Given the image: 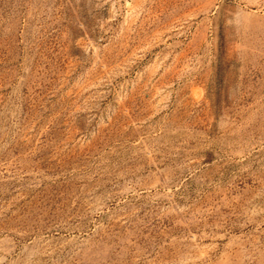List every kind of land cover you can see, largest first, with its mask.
<instances>
[{"label":"rangeland","instance_id":"obj_1","mask_svg":"<svg viewBox=\"0 0 264 264\" xmlns=\"http://www.w3.org/2000/svg\"><path fill=\"white\" fill-rule=\"evenodd\" d=\"M0 264H264V0H0Z\"/></svg>","mask_w":264,"mask_h":264},{"label":"bare ground","instance_id":"obj_2","mask_svg":"<svg viewBox=\"0 0 264 264\" xmlns=\"http://www.w3.org/2000/svg\"><path fill=\"white\" fill-rule=\"evenodd\" d=\"M22 238H26V237H22Z\"/></svg>","mask_w":264,"mask_h":264}]
</instances>
